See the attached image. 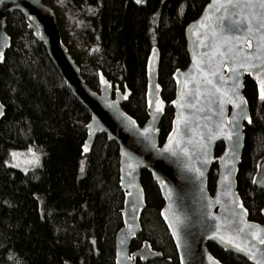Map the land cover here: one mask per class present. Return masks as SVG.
Wrapping results in <instances>:
<instances>
[{"label":"trees","instance_id":"obj_1","mask_svg":"<svg viewBox=\"0 0 264 264\" xmlns=\"http://www.w3.org/2000/svg\"><path fill=\"white\" fill-rule=\"evenodd\" d=\"M209 1L44 0L56 12L63 41L88 84L99 91L103 74L122 91L129 89L123 107L141 126L149 118L148 60L152 50L159 49V82L166 104L161 144L173 126V74L190 62L186 28ZM7 31L12 45L0 66V95L6 106L0 119V264H116V236L124 226L126 195L120 186L119 146L103 134L84 153L89 110L67 87L20 12L8 15ZM244 93L252 122L245 129L238 191L250 219L264 224V187L254 182L264 157V100L249 76ZM28 144L43 147L41 165L28 171L9 165L10 149ZM223 149L219 143L216 155ZM217 176L215 165L211 192ZM142 183L146 193L142 232L131 250L148 241L162 257L146 264H180L161 215L163 197L147 170ZM208 247L227 264H251L214 243Z\"/></svg>","mask_w":264,"mask_h":264},{"label":"water","instance_id":"obj_2","mask_svg":"<svg viewBox=\"0 0 264 264\" xmlns=\"http://www.w3.org/2000/svg\"><path fill=\"white\" fill-rule=\"evenodd\" d=\"M259 2L210 0L201 15L187 26L185 36L190 62L186 68L178 69L173 74L176 86L175 99L171 102L174 109L173 126L161 144L160 125L166 104L159 82L160 51L157 47L152 50L147 66L149 118L141 126L123 107L131 95L129 89L122 91L103 74H100L99 91L88 84L63 41L56 12L44 0H0V66L12 45V37L7 31L8 15L20 12L36 40L45 46L67 87L91 114L87 124L88 136L83 146V151L85 146L88 151L84 153L90 152L96 138L103 134L119 146L120 186L126 195L122 210L124 226L116 236V264H137L138 261L146 264L162 257V252L153 249L148 241L138 250H131L133 240L142 232L141 217L146 207L142 183L144 170L152 174L160 189L164 200L161 215L177 247L180 264H227L210 251L209 243L241 256L251 264H264V245L252 236L259 232L260 237L264 238V224L250 219L238 191L239 166L246 142L245 129L246 125L251 124L249 120L252 122L250 104L244 93L247 76L256 83L260 93L258 70H245L239 65L246 63L245 56L259 54L264 58V48L249 49L245 42L247 37L253 45L264 43L259 39L264 31L255 29L257 21H252L253 32L250 36L243 29L253 13L261 11ZM232 21H240V24L234 26ZM237 27L241 30L236 31ZM225 36L239 39L232 43L236 52L221 57L220 53L226 47L222 46V37ZM233 55L236 56L235 63L231 58ZM251 62L260 63L255 59ZM232 67L237 68V73L229 71ZM237 76L241 85L239 96L247 101L240 108L235 106L237 97L231 92ZM260 76L264 78V73H260ZM208 79L212 80L211 84L207 83ZM217 88L220 92L216 91ZM225 92L228 93L227 97L223 95ZM229 98L232 103L224 102ZM161 106L162 111H157ZM5 109L0 95V119ZM227 121H232V124L225 128L222 135L217 126ZM227 133L232 134L231 140L227 139ZM209 137L213 138L209 140ZM219 143L224 144V149L220 155H216ZM201 145H207L206 150ZM169 147L175 155L173 151L166 150ZM215 165L218 176L215 190L211 192L210 173ZM200 172H203V176ZM254 182L256 186L264 187V160L259 165ZM175 217H179V224L174 223ZM226 218L231 230L245 228L236 242L251 251H240L220 240L215 227L223 224ZM220 234H225L223 229ZM232 235H236L235 231H232Z\"/></svg>","mask_w":264,"mask_h":264},{"label":"snow or ice","instance_id":"obj_3","mask_svg":"<svg viewBox=\"0 0 264 264\" xmlns=\"http://www.w3.org/2000/svg\"><path fill=\"white\" fill-rule=\"evenodd\" d=\"M137 2H139V0H137ZM223 7V5L221 6ZM253 7L255 8L256 5L254 4ZM259 8L261 9V11L259 13H253V16L248 19L247 21V26L243 29V31L247 32L249 34V36L252 34L253 32V26H252V21L256 20V24H255V29L256 31H264V0H260L259 2ZM220 9H217V11H219ZM258 17V19H257ZM234 26L235 25H239L240 21H232L231 22ZM240 28H236V31H240ZM238 37H222V46H226L224 47V51L220 53L221 57H227L229 56V54H233L236 52V50L232 47V43L233 40H238ZM260 41H264V35L260 36ZM245 42L247 43V46L249 49H261L264 48V43H258L256 45H253V42L250 38L246 37ZM219 50V49H217ZM233 59V63H235L236 60V56L233 55L231 57ZM0 59H2V55H0ZM255 59L257 61H260V63H252L251 61ZM244 60L246 61V63H240L239 67L240 68H244L245 70L248 69H257L258 70V79H259V83H260V99L264 100V78H261L260 73H264V58H262L259 54L255 55V56H245ZM223 63V60L221 61ZM229 71H231L232 73H237V68L236 67H232L229 69ZM213 76L216 75V73H212ZM221 80H223V77H220ZM239 77L237 76L236 81L233 83L232 88H231V92L233 94H235V96L237 97V102H235V106L237 108H240L242 105L246 104L247 101L243 99V97L239 96V92L238 89L241 87V85L239 84ZM207 83L211 84L212 80L208 79ZM217 92H220V89L217 88L216 89ZM223 95L225 97L228 96V93L225 92L223 93ZM181 99H183V95L181 96ZM224 102H228V103H232L233 101L229 98ZM181 107H183V105L181 104ZM157 111H162V106L157 108ZM0 115H2V113H0ZM249 123H251V120H249ZM232 124V121H227V122H223L221 125H218V130L220 131V133L222 135L225 134V128L229 125ZM227 139L231 140L232 139V134L231 133H227ZM213 137H209V140H211ZM202 148H204L206 150L207 145H201ZM167 151H173L171 147L166 149ZM31 151V149L29 150ZM84 151H88L87 146H85ZM185 154L187 155V153L185 152ZM206 151H205V155H206ZM17 153H12L13 158L17 157ZM173 155H175V152L173 151ZM207 162V161H205ZM14 167L18 166V165H13ZM200 175L203 176V172H200ZM225 179H227V177H225ZM239 207H243V205H239ZM246 213V210H245ZM216 219V218H213ZM175 224H179L180 223V219L179 217H175L174 220ZM245 227L251 228L253 227L252 225H246ZM221 229L224 230L225 234H220L221 233ZM215 231L217 233V235L219 236L220 240L224 241L225 243L229 244L230 246L240 250V251H251V249L247 248V247H242L240 243H237V237L239 236L240 233H243L245 231L244 227H240V228H236L234 230H231V225L229 222V219L226 218L224 223L221 225H218L215 227ZM232 231H235L236 235H232ZM174 235H177V233L174 232ZM253 239L258 240L260 244L264 245V238L260 237L259 232H255L252 234ZM254 247V246H253ZM252 257L253 259H255V252L252 253ZM129 259H131V257H129ZM257 264H259V262H257Z\"/></svg>","mask_w":264,"mask_h":264},{"label":"rangeland","instance_id":"obj_4","mask_svg":"<svg viewBox=\"0 0 264 264\" xmlns=\"http://www.w3.org/2000/svg\"><path fill=\"white\" fill-rule=\"evenodd\" d=\"M141 2L145 0H139ZM31 149V151H29ZM17 153V157L13 158L12 153ZM44 155L43 147L37 144H28L25 147L21 148H11L8 153L7 163L11 166L18 165L16 168L22 169L24 171L31 170L35 167H38L42 163ZM264 159L261 158V162Z\"/></svg>","mask_w":264,"mask_h":264}]
</instances>
